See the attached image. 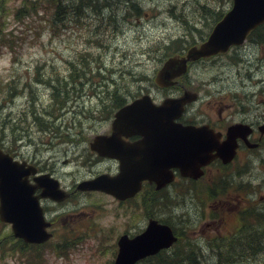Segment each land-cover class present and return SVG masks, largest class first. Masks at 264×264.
Segmentation results:
<instances>
[{"label": "rangeland", "instance_id": "374dc122", "mask_svg": "<svg viewBox=\"0 0 264 264\" xmlns=\"http://www.w3.org/2000/svg\"><path fill=\"white\" fill-rule=\"evenodd\" d=\"M30 1L32 0H0V91L3 89L0 93V127L4 119L7 120L5 124L11 118L25 119V125L29 122L28 130L33 133L32 141L28 140L29 134L21 135L24 132L16 130L15 134L20 136L11 152L19 159H40L65 186L104 171L106 167H115L113 161L96 159L85 144L93 134L105 128V121L94 117L85 119L82 111L90 110L98 100H105L107 103L111 101L105 95L107 90L114 87L128 99L138 92H147L159 100L165 91L155 85L153 76L160 65L163 45L175 36L191 39L189 29L184 25L186 19L202 32L200 34L193 31L194 39L200 42L201 35L205 37L210 24H214L216 13L222 14L231 3V0H130L129 3H138L140 10L136 11L132 5L131 14L124 17L127 5L123 3H128L126 0H110L109 6L103 4L104 0H94L91 6L98 8V13H94L89 7L82 8V18L89 15L86 19L87 26H70L53 32L49 25L51 14L42 5L47 4V0H35L37 10L20 8L27 6ZM79 1L62 0L61 11L72 8ZM203 6L211 8L210 11L207 10V17L200 15ZM108 14H114V17L110 18ZM109 20L113 22V28L109 26L105 31L92 36V40L104 37L107 51L85 41V37L94 28L106 25ZM82 48L103 54L102 72L114 78V81L108 77L96 76L92 85H85L77 98L67 102L62 111L64 117L59 124L62 133H71L78 141L68 145L58 144L57 138L40 131L38 123L33 122L34 117L29 114L26 103L29 97L26 90L13 97L12 102L2 99L8 91L4 82L17 80L19 77L24 83L25 75L33 79L37 65L45 74L50 72L51 65L66 69V59H73L77 50ZM190 71V78L194 83H201L200 87L203 89L201 101L194 109L195 114L199 112L211 120L218 118L221 120L218 123L224 121L223 117L240 118L243 113L240 105H234L238 98L233 93H237L239 99L246 102L245 108L248 107V111L255 109L253 104H258L257 107L264 111V46L248 39L227 55L196 62ZM31 84L36 88L39 106L47 105L50 101L47 100L48 89L34 82ZM217 100L222 102L217 103ZM218 110H222V118L218 117ZM95 115L94 112L93 116ZM67 124L69 128H66ZM4 134L0 135V139L11 144L13 137H8L5 132ZM50 140L55 146L45 145ZM39 146L43 149L42 153H39ZM257 151L250 154L254 158L249 163L250 170L243 178L252 182L257 191L264 194V146ZM245 159L246 156L240 153L231 165L232 168H236L234 165L242 166ZM215 172V166L209 168L205 177L195 183L198 184L197 188L205 190L204 181H211ZM133 203L136 208L119 206L114 198L107 195L77 192L62 206L61 209H68L70 214L65 212L63 218L57 217L56 235L51 240L41 246L29 247H12L16 245L15 242L1 241L0 264H111L118 235L124 231H140L146 224L147 215L140 207V198ZM204 203L206 209L202 211L199 207L201 200H194L188 194L183 199L174 197L169 204L172 208L157 213L155 217L169 219L179 230H184L180 229L183 228L184 221L189 225V233L196 239L221 234V220L217 218L212 221V217H209L211 201L205 200ZM232 205L234 206L233 203H228L226 206ZM224 224L225 222L222 223ZM10 230L8 224L0 223V232L7 233ZM240 252L236 250L233 254L236 264H264V252L250 258L247 251L242 252L248 258L242 262ZM204 254L209 264L215 263L216 255H210L208 250H204Z\"/></svg>", "mask_w": 264, "mask_h": 264}, {"label": "water", "instance_id": "95a60500", "mask_svg": "<svg viewBox=\"0 0 264 264\" xmlns=\"http://www.w3.org/2000/svg\"><path fill=\"white\" fill-rule=\"evenodd\" d=\"M264 21V0H233V5L213 27L209 37L199 46H192L186 56L169 57L157 74L161 85L172 83L171 79L186 70V62L201 56L225 52L230 45L242 44L247 34ZM186 90L182 96L166 98L162 105L151 103L149 95H143L124 106L115 114L109 137L96 135L90 146L100 155L120 158L122 164L116 175L101 174L84 180L79 189H100L120 199L133 196L148 179L157 188L173 180L171 167H178L181 174L198 178L202 166L219 157L229 162L235 155L237 137L245 138L250 130L241 124L228 127L227 137L220 141L221 133L207 125H182L174 119L183 105L196 98ZM139 132L146 140L144 146L133 145L117 148L121 129ZM264 132V124L261 126ZM246 139V138H245ZM159 140L160 142H158ZM150 142V143H149ZM252 145V144H250ZM0 148V220L11 223L13 235L25 242H43L51 233L45 227L43 211L39 205V176L30 183L28 176L35 173L32 165L26 166ZM40 181L45 189L42 196L63 198L57 180L44 174ZM177 236L171 226L150 219L146 228L133 237L123 234L118 238V251L113 264H134L137 260L169 247Z\"/></svg>", "mask_w": 264, "mask_h": 264}, {"label": "trees", "instance_id": "16d2710c", "mask_svg": "<svg viewBox=\"0 0 264 264\" xmlns=\"http://www.w3.org/2000/svg\"><path fill=\"white\" fill-rule=\"evenodd\" d=\"M54 1L56 0H49V2ZM81 2L91 6L94 0H81ZM104 2V5H110V0H104ZM123 4L126 5V3ZM131 4L136 5L135 8L138 11L140 10V7L135 1H132ZM54 6L55 4L50 10L52 16ZM62 8L63 7L59 6L60 12ZM207 10L210 11L211 8L203 6L200 15L202 17H207ZM220 13L216 14V18H219ZM210 17H212V15H210ZM184 21V25L189 29L191 39L184 36L176 37L172 41V43L175 44L174 46H164V53L169 49H174V47L178 49L179 46H185L187 43L195 42L196 40H194L193 31L199 32L200 34L202 33L193 22L187 19ZM109 26H114L113 22H111ZM210 27L211 24L209 28ZM248 37L251 41L264 45V23L252 30ZM83 75L84 72L77 71L76 69H68L65 73L53 72L50 76L51 80L44 82V85H47L48 89L51 88V97L49 96L50 103L41 107L32 103L28 104V110L30 111L29 114L34 117L33 122H37L38 126L44 131H52L54 128H58L59 124L56 125L55 119L58 114L62 113L63 108L67 106V102H71L74 98H77V94L80 93V90H83V83L77 85V81L83 77ZM2 92L3 89L1 88L0 93ZM13 93V89H8L6 95L9 97V95L12 96ZM105 96H109L111 100H121V97H123L118 93L117 87H114L112 90H107ZM29 114L27 113V116H29ZM5 121L7 120L4 119L1 121V136H4L5 132L8 137L16 139L18 136L15 134L16 130H21L24 132L23 134H27L29 122L25 125L24 123L27 122L25 119L17 120L11 118L6 124ZM2 144L3 143L0 139V145ZM220 169V173L218 174L217 179L214 180L213 185L210 187H207L206 185L204 191L194 188L195 186H193L190 189L191 191H188V195L192 196V199L194 200H201L203 205H205V200L207 202L215 201L219 196L225 197L228 190H233V188L236 190L237 187H239V184L232 179V176L228 175L226 166H221ZM170 201L171 200L166 201L163 199L153 201L148 200L145 204L149 211L154 208L159 211H166L165 206H168ZM171 208L172 207H170V209ZM209 217H212L211 220L217 217L221 220V223L225 222L223 226L221 225V234L208 236L206 239H196L189 233V225L183 221L184 230L183 232H179V237L171 248L161 250L155 255L140 260L136 264H209L204 256V250H208L210 255L217 256L215 263L213 264H236L233 259V254L236 250L241 251V262L264 252V208L259 209L257 205L252 204L247 205L246 207L241 206L234 211L220 209L218 213L214 212L213 208H210ZM5 240L15 242L16 244L21 242V240L14 238L10 232H0V243ZM15 246L18 245H13L12 247ZM246 251L249 253L248 258L242 253Z\"/></svg>", "mask_w": 264, "mask_h": 264}, {"label": "flooded vegetation", "instance_id": "af4514ba", "mask_svg": "<svg viewBox=\"0 0 264 264\" xmlns=\"http://www.w3.org/2000/svg\"><path fill=\"white\" fill-rule=\"evenodd\" d=\"M193 83H188L186 85H181L182 86V89H180L179 87H176V86H172L170 87L171 91H169L168 94H165L164 96H176V95H179L184 88H191V89H195V88H192L190 87ZM131 100H112L111 103L109 104H104L102 107H101V113H100V116L104 119L105 123H106V126L105 128L102 129V132L101 133H105V134H109L111 132V122H112V119L114 117V110L115 108H119L121 106H123L124 104H126L127 102H129ZM155 103L159 104L161 103L163 100H153ZM219 103L222 102L221 101H218ZM217 102V103H218ZM193 103H196V102H193ZM116 106V107H115ZM115 107V108H114ZM114 108V110H113ZM196 108V105L195 104H187L186 107H185V110L182 112V114L179 116L178 118V121L182 122L183 124H186V123H195V124H204V123H208L210 126L214 127L215 129L217 130H222L224 129L223 127V124H220V123H217V122H214L213 120H211L209 117L206 118L205 116L199 114L202 116L203 120L198 116V113L195 114V111L194 109ZM113 110V111H112ZM218 117L219 118H222V110H218ZM199 118V119H197ZM218 119V118H217ZM242 121H245V122H248L250 125H253L254 129L252 131V133L249 135V139L251 141H261V143L263 142L264 140V136L261 137L259 135V132L257 130V126H258V122L256 121H251L247 118H243ZM226 124V123H225ZM224 132V131H223ZM127 134V135H125ZM225 137V134L222 133V139ZM142 141V136L137 134V133H133L132 131L130 130H127V129H121V138H120V142L122 144H128L130 145L131 143H140ZM260 143V145H261ZM244 143L242 140H239V146L237 148V154H240L242 153L243 151H247V150H250L248 147H244ZM252 149V148H251ZM95 158L96 159H102V160H110V161H113L115 163V167L113 169H111L110 167H106L105 169L103 170H109L110 173H116L118 172V169H119V166L121 164V162L119 161V159H111L109 157H101V156H98L97 153H93ZM219 159H216L214 161H212L209 165L205 166L204 167V170H205V174L207 173V170L209 168H211V166L215 163H219ZM39 168H40V163H39ZM41 169V168H40ZM39 169V172H41ZM174 169V173H175V180L168 184L166 187H163L161 189H156L155 187V183L154 182H151V183H148V182H144L143 183V194H148L149 195V198H155V197H158L160 195H164V194H168L169 196H171V190H172V187H173V184H175L176 182H178L179 180L183 179L184 177H182L180 174H179V171L177 168H173ZM71 189V187H70ZM177 192V191H176ZM74 195V192L72 193V196ZM133 200H134V197L131 198V199H127L125 201H118V203L120 205H123L124 203H126V205L128 206H134L135 203H133ZM43 203L45 204V208L48 209V206L49 205H53L55 208L53 209H57L56 206L59 205V203L57 202H52V201H49V200H43ZM58 212H55L53 213V215L57 216ZM53 223H54V218H52L51 220Z\"/></svg>", "mask_w": 264, "mask_h": 264}, {"label": "bare ground", "instance_id": "6f19581e", "mask_svg": "<svg viewBox=\"0 0 264 264\" xmlns=\"http://www.w3.org/2000/svg\"><path fill=\"white\" fill-rule=\"evenodd\" d=\"M110 15H113V14H110ZM244 243V242H243Z\"/></svg>", "mask_w": 264, "mask_h": 264}]
</instances>
